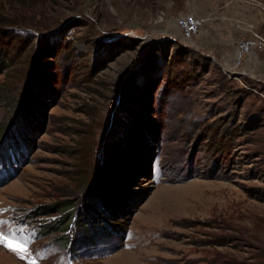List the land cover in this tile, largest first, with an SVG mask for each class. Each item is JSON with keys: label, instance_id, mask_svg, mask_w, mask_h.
Listing matches in <instances>:
<instances>
[{"label": "rangeland", "instance_id": "rangeland-1", "mask_svg": "<svg viewBox=\"0 0 264 264\" xmlns=\"http://www.w3.org/2000/svg\"><path fill=\"white\" fill-rule=\"evenodd\" d=\"M0 29V264H264V53L234 59L264 0H0ZM36 86L54 98L11 142ZM141 122L154 138L124 146ZM140 149L91 220L86 184Z\"/></svg>", "mask_w": 264, "mask_h": 264}, {"label": "trees", "instance_id": "trees-1", "mask_svg": "<svg viewBox=\"0 0 264 264\" xmlns=\"http://www.w3.org/2000/svg\"><path fill=\"white\" fill-rule=\"evenodd\" d=\"M29 37V41L27 42H33L35 40V37L32 36L30 37L29 34H26ZM9 36L12 37V40L18 38L16 35H12L9 31H4V29H0V37L5 39L8 38ZM47 52L44 55L43 59L46 60V62H54L50 60H54L59 52L58 50L55 49H46ZM49 60V61H48ZM13 50H11L8 47L5 46H0V76L4 74L7 70H9L12 65H13ZM52 65V63H49ZM54 64V63H53ZM43 81L42 77H39L36 79V84L39 85L38 83L41 84ZM132 86V85H131ZM136 86V85H135ZM53 93L51 90H45L41 89L40 86L36 87H31L29 90V95L26 96L25 99V104H23L24 109L22 110V113H20V116H22V122L17 125V129H15V132L13 135H11V142H14L13 140L15 137L16 139L19 140L18 136H21L22 138H25L26 141H28V136L31 134V132L34 130L36 127L35 123H37V119L39 118L43 108L47 105V101H52L53 100ZM11 99V97H10ZM46 104V105H45ZM143 125L144 129L142 130L141 126L137 128V130H134L133 133L130 135H126L124 138H121V142L124 146H130V145H138V144H143L148 142L154 138L153 136V131L151 130L150 127L145 126L144 123L141 122ZM28 125V126H27ZM27 129V130H26ZM28 132V133H27ZM27 133V134H26ZM26 134V137L24 136ZM13 139V140H12ZM16 146V145H15ZM144 150V153L142 154H123L125 151H122V153H118L116 156H112L109 163L111 165L116 166V170L113 172L117 173V176H114V179L111 177L108 178L106 171L110 169V166L108 167V162L105 166L102 167L101 172H98L96 176H98V180L95 178L93 181L90 180L89 183L86 184V190L89 192L86 193L88 197H86V202H85V208L87 211V214L91 217V220H94L95 218V198L97 199L96 204H101L104 206H107L108 208H113L109 207L111 206L109 202V195H112V191L116 189V187L122 186L125 183L124 178L122 176L124 175V171H127L126 174L128 173H134V172H143L144 169L142 167V157L145 156L147 158L148 156V150L145 152V149H140ZM123 158L122 159V156ZM126 155V156H125ZM118 159H117V158ZM139 166H141L139 168ZM96 172V170H95ZM123 174V175H122ZM99 181L98 184H96ZM82 189H85V184H82ZM56 207L52 210L56 211H61L63 208L68 207V203H60L58 205H55Z\"/></svg>", "mask_w": 264, "mask_h": 264}, {"label": "built area", "instance_id": "built-area-1", "mask_svg": "<svg viewBox=\"0 0 264 264\" xmlns=\"http://www.w3.org/2000/svg\"><path fill=\"white\" fill-rule=\"evenodd\" d=\"M205 19L193 14H185L176 19V27L179 30L181 40L190 41L201 30ZM252 52L264 53V36L252 33L249 37L240 39L235 47L234 59L236 64L243 61L246 55Z\"/></svg>", "mask_w": 264, "mask_h": 264}, {"label": "crops", "instance_id": "crops-1", "mask_svg": "<svg viewBox=\"0 0 264 264\" xmlns=\"http://www.w3.org/2000/svg\"><path fill=\"white\" fill-rule=\"evenodd\" d=\"M206 2H208L209 4L210 3H212V1H215V0H205ZM225 3H231V1H229V2H225ZM216 9H218L216 6H214V5H212V6H210L209 7V16H206V15H203V16H201V15H198L197 13H190V14H193V15H196L197 17H202V18H204L205 19V23L203 24V27L201 28V30H200V32L202 31V29L204 28V27H206L207 25H212V22H213V19H210L209 17H210V15H211V12H213V11H215ZM211 22V23H210ZM209 23V24H208ZM199 32V33H200ZM210 34H212V33H210ZM179 35H180V33H179ZM181 38V37H180ZM240 40V39H239ZM238 40V41H239ZM237 41V42H238Z\"/></svg>", "mask_w": 264, "mask_h": 264}]
</instances>
